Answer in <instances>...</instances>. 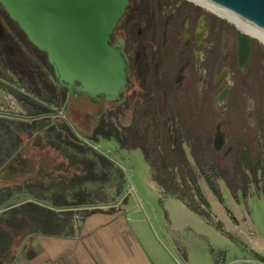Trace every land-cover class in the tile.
Wrapping results in <instances>:
<instances>
[{
	"label": "rangeland",
	"instance_id": "374dc122",
	"mask_svg": "<svg viewBox=\"0 0 264 264\" xmlns=\"http://www.w3.org/2000/svg\"><path fill=\"white\" fill-rule=\"evenodd\" d=\"M1 10L0 75L7 80L12 79L20 88L25 87L27 94L30 93L34 97L44 96L47 91L58 86L54 71L48 64V57L26 43L24 33L17 29L15 23L11 24L10 16L2 8ZM13 32L20 37V44L23 45L24 50L21 51L18 44L13 41ZM32 70H36L34 72L39 74L34 75V72L31 73ZM256 78L257 83L251 105L246 104L252 108L248 109L251 114L245 115L246 110L243 108L241 120L235 122L240 129L235 127L233 132L235 139L240 137L249 139L247 148L253 156V167L259 155L263 164V167L256 169V180L253 179L247 187L248 196L233 190L236 186L234 178L237 162L222 161L223 150H215L210 143L216 125L214 118H186L183 112L181 119L173 121L182 129L187 127L192 129L197 150L209 147L210 152L219 157L217 164L227 178L226 180L218 179L220 201L219 196L213 192L208 181L194 165L191 147L185 143V152L195 167L199 186L204 195L201 201L200 197L194 194L192 182L185 177L181 178L183 173L176 167L177 157L170 158L172 160L170 163L172 170L169 169L170 173H168L169 178L172 177L170 181H156L158 176H162L161 169H152L142 148L133 147L144 145L149 159L156 165H159L162 158L166 156L164 147L168 146V140L157 138L160 134L167 137L165 133L167 124L163 116L161 121L155 119L153 111L155 105L150 107L147 104L142 105L140 100L134 106L128 107L122 104L113 106L109 101L94 103L87 96L81 95L73 97L70 101L71 107H67L65 113L66 121L60 117L52 119L44 118V116L33 124L35 133H39L38 136L60 135L64 138L63 141L67 142L62 146L52 147L55 166L49 167L46 172L48 177L45 179L50 180H47L48 183L54 184L55 199L66 198L71 200V204L80 202L87 205L79 210L73 207L71 211L65 210L63 213L71 218L102 207L114 210L117 204L120 209L134 204L141 212V221L152 230L154 237L161 243L165 252L162 251L161 254L166 261L171 258L175 264H232L236 261H246L245 264H251L250 261L263 263L255 258L259 256L257 252L264 254V196L261 193L262 181L259 177L260 170L264 169V72ZM15 90L19 91V88ZM63 103L65 104V101ZM31 105L32 110L28 104V107L25 106L28 108L26 110H20L18 105L17 114L30 115L29 112L34 110L33 106L35 107L36 104ZM182 109H176L180 117ZM24 119L30 118L24 117ZM25 120L19 124L27 123ZM68 122L78 130L80 136H74L68 128ZM2 125L4 126V123ZM247 125H250V130H245ZM98 129L113 132L128 147H123L114 136L107 138L97 133ZM29 135L24 130V141ZM2 138L6 137L2 135ZM1 140L0 138V143ZM56 153L57 159L54 157ZM23 154L29 155L27 149ZM12 166L6 164L2 169L6 177H9L5 179L7 185L16 182L23 187L26 186L27 190L28 183L35 182L30 177V172H27L28 168L24 170L26 173H17ZM176 187H178V194L184 199L176 194L174 191ZM35 190L33 189L34 196L39 199L46 197L42 188L38 189L39 192ZM51 195H49L50 198ZM171 195H174L179 203L171 198ZM4 201L0 200V204ZM181 201L190 209L192 206L203 209L209 219H206L204 215L193 214L182 205ZM167 206H173V209H167ZM218 207L225 213L220 212ZM174 220L181 225V228L176 231V241L182 245L183 254L179 253L164 236V244L158 238V233L162 235L160 227L172 224ZM157 227H159L158 230L155 229Z\"/></svg>",
	"mask_w": 264,
	"mask_h": 264
},
{
	"label": "flooded vegetation",
	"instance_id": "af4514ba",
	"mask_svg": "<svg viewBox=\"0 0 264 264\" xmlns=\"http://www.w3.org/2000/svg\"><path fill=\"white\" fill-rule=\"evenodd\" d=\"M10 23L14 24L12 19ZM117 26L116 40L123 41L124 51L129 57L131 79L121 102H109L113 106L122 104L129 107L141 100L142 105L147 104L149 107L155 105L153 109L155 119L161 121L163 116L167 124L165 129L167 137L160 134L157 138L168 140V146L164 147L166 156L159 165L149 159L144 145L133 147L142 148L150 167L154 170L167 169L170 173L169 169L172 170L170 158L177 157L179 147L183 149L185 143L191 147L196 167L198 164L213 162L218 166L219 157L210 152L209 147L197 150L192 129L188 127L182 129L173 122L175 119H181L183 112L186 118L212 117L216 125L210 143L215 149V132L219 125V131L222 132V145L219 150H223L224 154L221 159L225 162L233 160L238 165L234 178L236 186L233 190L248 196L247 187L253 179L256 180V169L263 167V164L259 155L253 167V156L247 148L249 139L245 137L235 139L233 132L235 127L240 129L235 122L241 120L243 108L246 110L245 115L251 114V111H248L250 107L246 104L251 105L257 83L256 76L264 72V42L248 32L250 41L241 37L240 31L242 33L246 31L225 15L197 0H130L127 12ZM15 35L13 32L14 39ZM18 46L21 51L24 50L23 45ZM37 51L42 52L39 49ZM34 71L36 70H32L31 73ZM38 74L34 72V75ZM46 93L44 96L34 97L30 93L22 96L18 90L16 91L17 96L23 99L26 105L29 104L31 107L34 103L36 106H33L34 110L29 112L30 115H18L17 112L14 114L15 127L11 129L12 139L9 141L4 138L2 143L4 154L9 151L13 153L15 162L12 168L16 169L17 173H26L24 170L28 168L27 172H30V177L35 181L28 183L27 190L26 186L24 187L25 192H33V189L39 192L38 189L41 188L44 193L56 191L54 184L48 183L49 179H45L48 177L46 172L50 166L51 168L55 166L52 147L67 143L60 135L38 136L39 133H35L33 129L34 121L44 116L52 119L60 117L66 121L65 113L67 107H71L70 101L73 97L68 101L67 89L59 85ZM176 109H182L181 117L178 116L179 112ZM24 117L30 119L25 120ZM24 120L27 123L19 124ZM67 125L75 137L80 136L72 124L68 122ZM247 129L250 130V125L245 127V130ZM24 130L30 134L25 141ZM111 136L118 141L114 134ZM180 137L183 141L181 145ZM72 141L77 143L75 140ZM25 149L29 155L24 156ZM56 155L57 153L54 154L55 159ZM179 163L177 160L176 167L183 173V164ZM198 171L205 179L199 169ZM260 171L261 193L264 196V169ZM195 176L198 179L196 171ZM182 177L190 180L187 173ZM170 178L169 174L166 177L162 173V176L155 180L168 182ZM219 178L227 179L223 174ZM176 194L181 197L178 191ZM257 254L259 256L255 260L264 263V254L260 252Z\"/></svg>",
	"mask_w": 264,
	"mask_h": 264
},
{
	"label": "crops",
	"instance_id": "0c3cea01",
	"mask_svg": "<svg viewBox=\"0 0 264 264\" xmlns=\"http://www.w3.org/2000/svg\"><path fill=\"white\" fill-rule=\"evenodd\" d=\"M14 83L0 75L1 143L2 135L9 141L12 139L11 129L15 127L12 113L17 112L18 105L20 110L28 109L15 89L19 88L22 96L27 90ZM1 143L0 200L5 201L0 204V264H175L171 258L166 261L162 256L161 243L141 221V212L134 204L122 209L117 204L114 210L102 207L68 218L63 213L65 210L71 211L73 207L79 210L87 204H71L66 198L55 199L54 191L46 192V197L39 199L32 191L25 192L19 183L7 185L5 179L9 177L2 169L6 164L13 165L15 159L12 151L6 152L5 156ZM171 198L179 203L174 195ZM166 208L171 210L173 206ZM186 209L202 216L187 206ZM218 209L225 213L222 208ZM179 228L181 225L174 220L172 224L160 227L162 235L159 231L156 233L162 244L164 236L182 253V245L176 241Z\"/></svg>",
	"mask_w": 264,
	"mask_h": 264
},
{
	"label": "water",
	"instance_id": "95a60500",
	"mask_svg": "<svg viewBox=\"0 0 264 264\" xmlns=\"http://www.w3.org/2000/svg\"><path fill=\"white\" fill-rule=\"evenodd\" d=\"M211 1L264 35V0ZM0 4L29 42L46 53L57 85L67 89L68 101L85 95L94 103L121 102L131 75L116 29L130 0H0ZM239 35L251 40L247 32ZM219 127L216 150L222 145Z\"/></svg>",
	"mask_w": 264,
	"mask_h": 264
},
{
	"label": "trees",
	"instance_id": "16d2710c",
	"mask_svg": "<svg viewBox=\"0 0 264 264\" xmlns=\"http://www.w3.org/2000/svg\"><path fill=\"white\" fill-rule=\"evenodd\" d=\"M1 8L3 9V11L5 13H7L2 6H1ZM10 19H11V17H10ZM13 23H15L17 29H19L20 31H22L24 33V31L19 28V26L17 25L16 22L13 21ZM24 36H25V42L30 44V45H32V43L29 42V40H28V38H27L25 33H24ZM20 40H21L20 37L16 34L14 41L17 44L21 45L20 44ZM41 53L46 55V53H44V52H41ZM48 64H49V61H48ZM49 66L52 67L50 64H49ZM97 133H101L102 135H104L107 138L111 137V135L114 134L113 132L104 131L103 129H98ZM118 141L120 142V144L123 147L127 146V145H124L123 144L124 142H122L121 140L118 139ZM181 143H183L182 138L179 139V144L181 145ZM177 153L179 155V156H177V160H178V162H180L179 164H183V167H182L183 175H184V173L185 174L187 173L188 177L193 182L194 194L196 196L200 197V200L203 201V196L204 195L202 194V190H201V188L199 186V181H198V179L195 176V171H196L195 167H193L191 162L189 161L187 153L185 152L184 148L181 149V147H179V150L177 151ZM196 156H197V154H196ZM180 166H182V165H180ZM197 166H198L197 168L200 170V172L205 176L206 181H208V183L210 185V188L213 190V192H215L216 195L219 196V199L221 201L220 186H219V183H218V180H217L219 177L222 176V171L219 168V166H217L214 162L210 163V164L209 163L198 164ZM161 171L164 174V176L167 177L168 170L167 169H161ZM177 189H178V187H176V190H174V191L177 192L178 191ZM180 198L184 199V197H180ZM191 209L194 210L195 212H197L198 214L204 215V217L206 219H209L208 218L209 216L206 215V212L203 209H197L195 206H192Z\"/></svg>",
	"mask_w": 264,
	"mask_h": 264
},
{
	"label": "bare ground",
	"instance_id": "6f19581e",
	"mask_svg": "<svg viewBox=\"0 0 264 264\" xmlns=\"http://www.w3.org/2000/svg\"><path fill=\"white\" fill-rule=\"evenodd\" d=\"M197 1H200L205 6H208V7L212 8L213 10L225 15L228 19H230L232 22L237 24L242 30H244L250 34L252 33L253 35L258 36L262 40V42H264V35L261 34L258 30H256L252 26L250 27L249 25H247L243 21L239 20L237 17L235 18L228 11H226L224 8H220L217 4L213 3L211 0H197Z\"/></svg>",
	"mask_w": 264,
	"mask_h": 264
}]
</instances>
